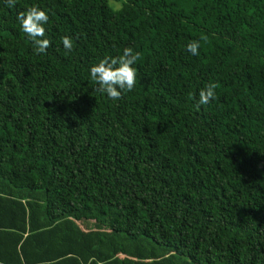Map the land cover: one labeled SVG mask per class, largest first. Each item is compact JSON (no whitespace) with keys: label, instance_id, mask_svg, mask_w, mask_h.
<instances>
[{"label":"trees","instance_id":"obj_1","mask_svg":"<svg viewBox=\"0 0 264 264\" xmlns=\"http://www.w3.org/2000/svg\"><path fill=\"white\" fill-rule=\"evenodd\" d=\"M111 1L0 0V264H264V0ZM126 47L113 101L90 69Z\"/></svg>","mask_w":264,"mask_h":264},{"label":"clouds","instance_id":"obj_2","mask_svg":"<svg viewBox=\"0 0 264 264\" xmlns=\"http://www.w3.org/2000/svg\"><path fill=\"white\" fill-rule=\"evenodd\" d=\"M9 8H15L17 0H6ZM17 19L22 31L32 42L33 51L36 55L46 54L51 47V41L46 37L45 25L49 23V13L38 6H32L20 11ZM62 44L64 48L71 52L73 50V40L70 36H63ZM200 40H193L187 44L186 48L193 55H199ZM142 53L134 51L131 47H126L123 54L112 57L106 56L90 69V81L94 83L96 91L106 94L107 98L118 101L125 93L134 90L137 83V68L134 66L140 60ZM214 82L207 83L199 92L197 108L201 105L209 104L216 98V88Z\"/></svg>","mask_w":264,"mask_h":264},{"label":"rangeland","instance_id":"obj_3","mask_svg":"<svg viewBox=\"0 0 264 264\" xmlns=\"http://www.w3.org/2000/svg\"><path fill=\"white\" fill-rule=\"evenodd\" d=\"M124 1V0H112L110 2V5L115 8V9H118L120 6H121V2Z\"/></svg>","mask_w":264,"mask_h":264}]
</instances>
